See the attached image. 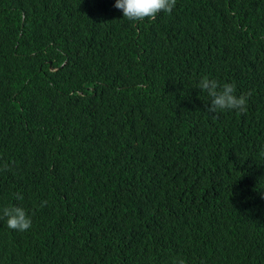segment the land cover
I'll return each mask as SVG.
<instances>
[{"label": "trees", "instance_id": "trees-1", "mask_svg": "<svg viewBox=\"0 0 264 264\" xmlns=\"http://www.w3.org/2000/svg\"><path fill=\"white\" fill-rule=\"evenodd\" d=\"M114 4L0 0V264H264V0Z\"/></svg>", "mask_w": 264, "mask_h": 264}, {"label": "clouds", "instance_id": "clouds-1", "mask_svg": "<svg viewBox=\"0 0 264 264\" xmlns=\"http://www.w3.org/2000/svg\"><path fill=\"white\" fill-rule=\"evenodd\" d=\"M176 2L177 0H115L114 6L122 11L123 18L129 21H142L154 20L160 12L171 14ZM196 88L206 92L210 98V105L206 108L209 112L237 110L244 114L247 111V98L250 93L237 96L236 87L232 83H224L221 86L217 80L204 76L199 80ZM8 168L9 165L5 163L3 169ZM14 196L18 201L23 199L19 193H15ZM45 204L46 201H41V206ZM0 219H6L7 227L18 232H25L32 226L31 217L22 206L18 205L0 209ZM173 264H185V261L181 258L173 261Z\"/></svg>", "mask_w": 264, "mask_h": 264}]
</instances>
